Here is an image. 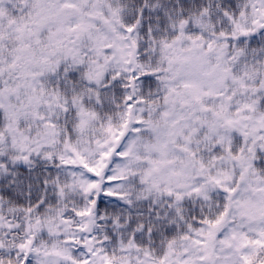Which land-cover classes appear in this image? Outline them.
<instances>
[{
  "label": "snow or ice",
  "instance_id": "1",
  "mask_svg": "<svg viewBox=\"0 0 264 264\" xmlns=\"http://www.w3.org/2000/svg\"><path fill=\"white\" fill-rule=\"evenodd\" d=\"M0 264H264V0H0Z\"/></svg>",
  "mask_w": 264,
  "mask_h": 264
}]
</instances>
